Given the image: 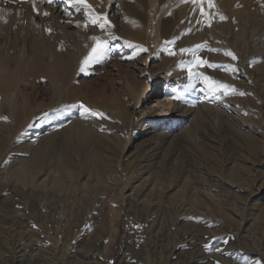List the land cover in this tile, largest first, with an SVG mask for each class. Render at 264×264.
Here are the masks:
<instances>
[{"label":"rangeland","instance_id":"obj_1","mask_svg":"<svg viewBox=\"0 0 264 264\" xmlns=\"http://www.w3.org/2000/svg\"><path fill=\"white\" fill-rule=\"evenodd\" d=\"M182 1L0 0V264H264V165L253 163L264 159V0ZM167 18L182 39L158 52L147 25ZM93 37L107 41L104 58L81 71ZM54 58L58 98L44 72ZM79 119L122 140L110 161L126 188L54 168L16 173L35 144ZM154 125L166 143L136 161ZM53 175L63 187L47 188ZM145 176L159 183L143 194Z\"/></svg>","mask_w":264,"mask_h":264},{"label":"bare ground","instance_id":"obj_2","mask_svg":"<svg viewBox=\"0 0 264 264\" xmlns=\"http://www.w3.org/2000/svg\"><path fill=\"white\" fill-rule=\"evenodd\" d=\"M151 2L153 4L155 3V1H151ZM181 3L184 4L185 0H183ZM174 5H175L174 0H168V2L165 4V7H169L171 9V6H174ZM156 9H157V6H155L154 10H156ZM172 13L175 16V14H176L175 11H171V14ZM176 23L174 22V19L170 20L169 18H167L166 20H164L162 22V24H161L160 20L157 19L156 21L151 22L147 25V26L151 27V29L154 33L152 40L155 43V46H156L158 52H160L162 50L161 48L163 47V43H164L163 40H165L166 38H170L171 36L174 37L176 35L178 36L179 34H181V32L177 31V29H176ZM144 28H146V27H144ZM146 31H147V28H146ZM144 32H145V30H144ZM147 35H148V32L146 33V36L144 35L145 38L147 37ZM178 37L180 39H182L180 36H178ZM56 45L58 46V53L65 50V48H64L65 44H64L62 39L58 40L56 42ZM142 47H144V46L142 45ZM145 51L149 52L148 54H146V56H145L146 58H144L145 62L148 63L149 56H151L150 55L151 53H150L149 49H146ZM56 59L57 58H54V60H55L54 67H52V66L48 67L44 70V72L47 75H49L53 70L54 80L52 82V87L54 89L53 92H54L55 96L58 98L60 96L61 92L64 91V89L62 87V85H64V84H63V78L59 74V71L61 70V68H60V65L57 63ZM168 64H170V62L167 63L166 65H168ZM47 69H50V71L46 72ZM192 78H193L192 74L189 75V79L191 80ZM192 82L194 84L203 83V81L198 80V78H195ZM189 84H192V83H189ZM82 96L83 95H81V97L78 98V101H80V100L84 101L85 100L84 99L85 96H84V98ZM1 107L2 106L0 104V109H1ZM93 107H95V106H93ZM82 108H84V110L83 109L81 110L82 112L87 111V109L85 107L82 106ZM178 108H179V105L177 107H175V109H178ZM13 109L14 108L11 105V107H10V111L12 113L11 119L15 122L14 124H17L18 123L17 118L13 119V117L14 116L18 117V115L15 113L16 111H18V109L16 108L15 111H13ZM123 113L126 114L124 109L119 114L122 118H126V116ZM141 125L145 126V123H142ZM17 126H18V124H17ZM19 126L21 127L22 125H19ZM154 127H156V125H154L153 128L148 133L150 136H148L147 139H145L143 142H141L137 145V149H141L142 152L139 154V156H136L134 158L136 161L137 160L139 161L140 159L141 160L149 159L152 155L159 153L158 150L162 147V143H164V144L166 143V140H167L166 137L167 136L163 132H156V129H154ZM56 129L57 130L54 131V134L52 136L46 138L44 140V142H41L39 144L37 143L38 145L35 144L36 147H34L33 149L34 150L37 149V150L34 154H33L34 151L31 152L32 155L28 159V161L25 163V165L23 164V160H22V164H21L22 166L19 167V171H17V169H16V173H18L19 177L22 180L28 179L29 177H32L33 175L37 176V177H39V176L41 177L42 174H45V172L54 168V170H58L62 173L64 172V175H67V176L68 175H74L75 176V175H78L79 173H86V175L88 174L89 177H94V180L99 184L102 183L105 179H109V180H111L112 184H116L118 186L120 185V186H123V188H126L125 186H127V185H124L123 183H121V184L116 183L117 182L115 179L116 176L113 174V171L115 170L114 169L115 163L113 161H110V158L114 159V157L117 156L118 150L121 149L120 152L124 153L123 146L121 144L122 140L120 138L116 139L112 136H109L107 133L104 132L105 130H103L100 125L92 123V122H87V121H84L82 119L77 120L75 123H73L71 125L68 124L67 127L63 128V130H61L60 132L58 131V127ZM0 132H1L0 133V144H2L6 141V139L4 138V135H8V133L6 131L2 132L1 126H0ZM189 133H191L190 130H188L186 132L185 135H187V136H183V139L186 142L189 141ZM161 138L166 139V140L161 142ZM59 142L61 143V147L55 148V146H56L55 144L56 143L60 144ZM170 144L171 143H169V145ZM173 147H175V146H173ZM253 163H254V165H255V163H258L259 165H264V159H257ZM136 167L140 168L139 170H142L146 167V165H142V163H139L136 165ZM107 174H109V177L107 176ZM46 178H48V177L46 176ZM52 178L54 180L50 179L51 180L50 182L47 181V182H49V186L47 187L48 189H52L53 187H56V188L63 187L61 177L57 178V176L53 175ZM151 178H152V176L146 177V179H143V181L140 182V184H139L140 189H141L140 191L143 194L147 190H149L150 187H152V188L157 187V184L159 183L157 180L155 181V179H157V178L156 177L152 178V179ZM40 179H42V178H40ZM43 179H44V177H43ZM42 182H44V180ZM188 187H189V185H188ZM170 189H172V186L167 187V190H170ZM190 190H191V188H190ZM138 194H136V195H138ZM193 196H195V193L188 197L189 198L188 201H192L191 198H193ZM185 200H186V198H185ZM142 203H148V202H146V199H142ZM263 215H264V213H263ZM117 224H114V228H115L116 232L118 230ZM112 229H113V226H112ZM111 232H114V231H111ZM188 238H189V236H184L182 241H185V239H188ZM106 241H107V244L105 245V252L108 251L107 250L109 248L108 245L110 244V242L112 240L110 237L107 236ZM194 261H197V260L194 259L193 262ZM186 264H189V262H187ZM190 264H192V263L190 262Z\"/></svg>","mask_w":264,"mask_h":264},{"label":"snow or ice","instance_id":"obj_3","mask_svg":"<svg viewBox=\"0 0 264 264\" xmlns=\"http://www.w3.org/2000/svg\"><path fill=\"white\" fill-rule=\"evenodd\" d=\"M48 2L51 3V2H53V0H48ZM75 2L77 4H83L85 7L91 8V5H89L87 3V0H75ZM208 3L211 6L212 0H208ZM34 11L38 12V10H36L35 8H34ZM203 12H204V9L201 8V13H203ZM44 15H48V13L45 12ZM97 19H93L92 23L93 24L97 23ZM220 19L223 20V19H226V17L221 15ZM103 20H104V23L100 25L101 28H103L105 24H110V21L107 20L106 16L103 17ZM48 31H51V30L49 29ZM92 39L95 40L96 43L91 48V51L88 53V56L85 57V60L83 61L82 66L80 68L81 71H84V66L87 65L88 63H96V62H99L100 60H102L104 58L105 49L107 47V41L106 40L105 41H101V40H99L96 37H93ZM181 51H183V50H181ZM226 54L231 56L233 59H237V57H235V55L231 51H228ZM197 62L200 63V64H206L207 63V61L201 60V58H199V57H197ZM189 72H190V75H191V69H189ZM205 79L207 80V79H210V78L206 77ZM223 87H229V86L223 85ZM216 264H219V262H216Z\"/></svg>","mask_w":264,"mask_h":264}]
</instances>
